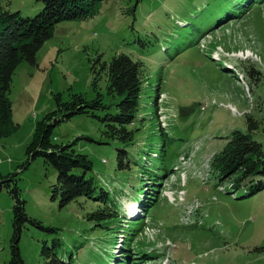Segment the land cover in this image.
I'll list each match as a JSON object with an SVG mask.
<instances>
[{
    "label": "rangeland",
    "instance_id": "374dc122",
    "mask_svg": "<svg viewBox=\"0 0 264 264\" xmlns=\"http://www.w3.org/2000/svg\"><path fill=\"white\" fill-rule=\"evenodd\" d=\"M227 3L142 0L133 12L134 0L104 2L92 19L60 23L39 51L37 66L24 64L16 72L10 95L12 125L0 138V172L17 174L14 179L30 218L59 228L61 239L70 247L85 242L72 264H107L109 254L121 259V250L132 259L120 264H264V190L251 195L245 186L232 187L235 176L224 180L211 169L213 158L236 130L252 135L264 150V3L254 4L239 19L212 27L209 19ZM3 4L23 17H34L44 7L41 0ZM146 41L151 46L141 51ZM121 53L141 59L147 68L149 104L137 120L142 136L134 146L146 157L140 164L145 162V168L151 169L153 158L160 162L156 154L144 151L148 152L146 145L155 143L154 148L165 140L167 152L160 164L167 166L172 160L173 169L157 173L165 177L155 187L159 186L158 193H153L156 201L148 204L153 208L145 215L141 212L134 222L148 219L130 230L129 196L136 195L139 185L153 183L156 174L142 170L139 176L129 173L115 179L119 144L95 117L77 115L57 125L53 142L73 145L93 163L102 184H116L114 190H121L126 219L110 225L115 230H92L94 222L87 215L98 210L97 203L79 198L62 208L59 199H53L57 172L43 159L23 167L36 125L56 110L57 95L64 100L77 93L90 100L101 95L114 112L119 99L109 94L103 65ZM204 105L209 107L202 111ZM249 117L257 124L252 131ZM14 205L9 189L4 188L0 192V264H9L12 258ZM130 233L135 240L126 248ZM53 237L55 233L28 223L20 241L25 264H45L42 247ZM112 239H119L114 253ZM116 258L110 263L115 264Z\"/></svg>",
    "mask_w": 264,
    "mask_h": 264
},
{
    "label": "trees",
    "instance_id": "16d2710c",
    "mask_svg": "<svg viewBox=\"0 0 264 264\" xmlns=\"http://www.w3.org/2000/svg\"><path fill=\"white\" fill-rule=\"evenodd\" d=\"M43 9L34 17H23L20 12H11L4 7L3 2L10 0H0V138L6 137L7 130L12 125L13 103L10 98L14 76L18 69L28 64L37 66V56L44 44L54 37L57 26L64 21H83L96 17L99 14L100 6L104 2L111 0H41ZM142 0H134V12ZM232 0H228L227 5L219 10L213 18V24L219 25L227 18V12L232 9ZM222 11V12H221ZM227 15V16H226ZM211 19H209L210 21ZM221 22V23H220ZM146 43V51L151 46ZM145 46V44H142ZM100 61V58L97 60ZM103 69L107 76V86L109 94L119 101L115 104L114 112L111 106L103 102V98L90 100L82 93L72 94L68 100H64L61 94L56 96V110L49 113L40 120L35 128L32 142L27 148L26 168L31 161L43 159L45 164L52 167L57 172V181L53 185V199H59L60 207H66L79 198H86L94 201L98 205V210L87 215V220L94 222L92 230L109 229L110 225L121 221L120 212V191L116 189L114 194L109 191V187L102 184L95 175L93 163L87 155L77 152L73 145H57L53 142L52 136L57 125L71 120L77 115H87L99 119L104 123L106 134L118 142V152L116 156L115 179L118 175L133 173L139 176L142 170L158 172L168 171L169 167L161 165L153 158L151 169L143 161L142 149L136 150L134 147L138 138L142 136L139 128V115L144 110V105L149 104L147 97L150 90L145 87L147 68L141 60H134L126 54H119L113 57L109 63H104ZM249 74L252 76L251 71ZM98 114V115H97ZM101 115V116H100ZM249 130L256 128L257 124L249 117ZM139 138V139H140ZM164 140L162 145L157 144L152 148V144L146 145L145 154L164 159ZM159 148V149H158ZM158 149V150H155ZM156 151V152H154ZM159 152V153H158ZM135 154L136 158L132 159ZM137 154L141 157L138 158ZM168 155V153H167ZM161 169H159V166ZM139 170H135L136 168ZM214 174L224 177L235 176L234 188L245 186L250 194L259 193L264 190V150L252 135L242 133L240 130L234 131L223 150L216 154L211 163ZM17 174L4 176L0 172V192L6 188L12 195L15 202L12 219L11 254L9 264H25L20 251V241L23 231L28 223L37 225L46 232L55 233L52 241L45 242L42 247L41 256L45 264H72L77 250L85 246L82 242L79 247H70L60 237V230L57 227H45L36 220L30 218L26 212V202L22 199L21 190L18 187V180L14 179ZM162 175V174H161ZM164 176V175H162ZM153 180V179H152ZM155 183L158 179L154 180ZM13 183V185H12ZM155 184H152L153 187ZM116 186V185H115ZM145 187V191H148ZM144 188L138 187V191ZM156 192V188L153 189ZM148 195V194H147ZM151 196H154L151 194ZM148 199V198H147ZM154 201V200H153ZM146 206H144L145 208ZM144 220L137 224L139 226ZM130 230L134 227H129ZM135 234L130 233L127 238L126 248L130 247L135 240ZM117 240H111L115 243ZM71 249V250H69ZM125 256L132 259L128 252ZM125 258V257H124ZM138 259V258H136ZM135 260V258H134ZM133 261V260H132Z\"/></svg>",
    "mask_w": 264,
    "mask_h": 264
}]
</instances>
